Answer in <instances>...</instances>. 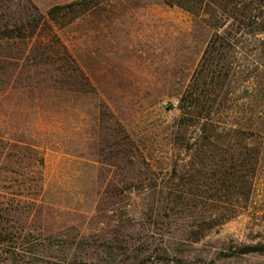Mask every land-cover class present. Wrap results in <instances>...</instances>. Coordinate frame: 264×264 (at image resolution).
<instances>
[{"label": "rangeland", "instance_id": "obj_1", "mask_svg": "<svg viewBox=\"0 0 264 264\" xmlns=\"http://www.w3.org/2000/svg\"><path fill=\"white\" fill-rule=\"evenodd\" d=\"M30 1L39 36L52 52L53 33L89 87L64 93L53 63L27 61L41 50L0 45V202L13 206L1 221L25 251L13 264H264L237 254L264 232V162L247 207L222 221L234 200L218 196V157L178 140L207 21L163 0H87L54 23L48 11L77 0Z\"/></svg>", "mask_w": 264, "mask_h": 264}, {"label": "trees", "instance_id": "obj_2", "mask_svg": "<svg viewBox=\"0 0 264 264\" xmlns=\"http://www.w3.org/2000/svg\"><path fill=\"white\" fill-rule=\"evenodd\" d=\"M163 2L203 17L212 30L180 96L182 129L178 140L191 143L192 148L188 149L194 148L196 158L218 157V185L228 190L218 196L224 199L228 194L234 200L232 210L223 208L218 212L222 221H226L228 213L240 215L247 207L257 187L260 164L264 162V0ZM93 7L90 1L77 0L50 9L47 17L54 23L61 19L70 23ZM43 26L44 18L30 0H0V45L25 43L30 50H41L38 58L27 55V61L41 59L45 65L54 64L57 83L64 93L76 91L73 89L76 83L87 93L89 84L66 47L51 31L52 42L57 44V49L51 52L49 43L39 36ZM182 197V194L174 196L176 200ZM10 205L0 202V264L19 263L25 254L22 243L13 241L17 231L2 225V215H8ZM258 238L260 241L254 245L240 246L237 254H264V232Z\"/></svg>", "mask_w": 264, "mask_h": 264}]
</instances>
